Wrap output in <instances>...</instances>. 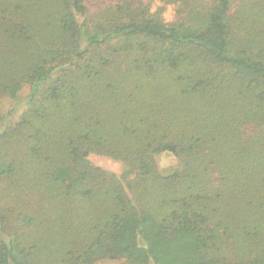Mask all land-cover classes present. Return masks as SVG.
Instances as JSON below:
<instances>
[{
    "label": "trees",
    "instance_id": "obj_1",
    "mask_svg": "<svg viewBox=\"0 0 264 264\" xmlns=\"http://www.w3.org/2000/svg\"><path fill=\"white\" fill-rule=\"evenodd\" d=\"M154 1L0 0V264H264V0Z\"/></svg>",
    "mask_w": 264,
    "mask_h": 264
},
{
    "label": "rangeland",
    "instance_id": "obj_2",
    "mask_svg": "<svg viewBox=\"0 0 264 264\" xmlns=\"http://www.w3.org/2000/svg\"><path fill=\"white\" fill-rule=\"evenodd\" d=\"M89 5L91 6V11H96V7H94L93 3L96 0H87ZM88 5V6H89ZM152 10L155 11L157 8L164 9L163 19L167 24L171 23H183L186 26H193L194 21L197 19L196 15L192 13H188V9L179 3H170L166 0H156L152 3ZM90 8V7H89ZM97 12V11H96ZM30 93L29 87L25 86L24 89L20 93V102L25 103L28 94ZM6 126V123L0 122V132ZM91 163L97 167H100L104 170L114 172L115 174H121L123 171V165L120 162H117L108 157L92 155L89 157ZM158 165L162 171H168L171 167H173L176 163V160L170 156H160L158 157ZM96 264H126L124 260H109L102 259L98 261Z\"/></svg>",
    "mask_w": 264,
    "mask_h": 264
}]
</instances>
